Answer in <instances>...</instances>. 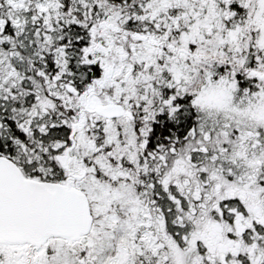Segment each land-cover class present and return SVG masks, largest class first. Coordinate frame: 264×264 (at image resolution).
<instances>
[{"label": "snow or ice", "instance_id": "snow-or-ice-1", "mask_svg": "<svg viewBox=\"0 0 264 264\" xmlns=\"http://www.w3.org/2000/svg\"><path fill=\"white\" fill-rule=\"evenodd\" d=\"M0 264H264V0H0Z\"/></svg>", "mask_w": 264, "mask_h": 264}]
</instances>
